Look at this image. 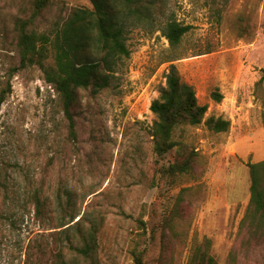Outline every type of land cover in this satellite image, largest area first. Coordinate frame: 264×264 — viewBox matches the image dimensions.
Wrapping results in <instances>:
<instances>
[{
  "label": "rangeland",
  "instance_id": "obj_1",
  "mask_svg": "<svg viewBox=\"0 0 264 264\" xmlns=\"http://www.w3.org/2000/svg\"><path fill=\"white\" fill-rule=\"evenodd\" d=\"M31 1L0 0V92L10 87L0 111V264H33L38 246L42 264H138L135 254L141 264H190L199 247L217 264H264L248 167L264 161V0H165L153 25L130 29V56L110 87L78 92L73 134L43 71L20 66L16 28ZM53 1L32 27L52 38L61 15L94 10L90 0ZM170 20L190 27L175 53L159 31ZM172 66L208 111L201 125H177L178 146L159 156L150 106ZM209 117L229 121L228 132L210 131ZM36 192L50 203L46 219L35 216ZM91 234L93 262L68 248Z\"/></svg>",
  "mask_w": 264,
  "mask_h": 264
},
{
  "label": "trees",
  "instance_id": "obj_2",
  "mask_svg": "<svg viewBox=\"0 0 264 264\" xmlns=\"http://www.w3.org/2000/svg\"><path fill=\"white\" fill-rule=\"evenodd\" d=\"M94 10L72 9L60 16L52 32L53 38L46 33H38L34 25L44 12L55 5L53 0H32L31 15L17 23L18 52L20 66L28 68L37 66L44 73L45 81L60 95L65 116L69 122L71 133L74 132L72 109L77 102L80 90H91L94 94L110 87L114 77L117 62L128 58L130 50L126 44L127 34L131 28L153 25L158 16L164 15L165 0H90ZM159 31L168 41L173 53L182 44L185 35L190 31L189 26L170 20L159 27ZM54 52V67H48L46 60L50 50ZM180 59L174 56L170 61ZM264 78V76H263ZM10 87L0 92V111L6 101ZM215 102L222 101L223 96L218 92L212 94ZM156 116L152 136L155 152L159 156L178 146L172 140L175 127L186 124L192 127L201 125L208 111L206 105L198 103L194 88L185 83L174 66L166 76V87L160 92L158 99L150 106ZM206 127L214 133H226L230 122L222 118L209 117L205 120ZM188 164L177 168L186 172ZM250 171V208L252 222L264 220V161L248 163ZM2 193L8 189L0 182ZM35 216L45 218L50 209L48 198H41L40 193L33 195ZM69 204L72 199L68 197ZM46 219V218H45ZM74 218L67 222L60 219L59 228L70 229ZM64 230V231H65ZM62 233V232H60ZM65 233V232H64ZM69 240V237H67ZM83 246L68 248L93 262L96 252V238L92 234L81 236ZM45 250L38 246L39 257L33 264H42ZM61 257V256H60ZM30 258V257H29ZM138 264L142 263L139 255L135 254ZM63 261V260H62ZM65 263V262H64ZM190 264H217L214 257L206 248L199 247L192 255Z\"/></svg>",
  "mask_w": 264,
  "mask_h": 264
}]
</instances>
